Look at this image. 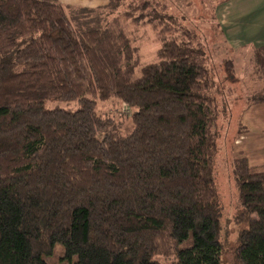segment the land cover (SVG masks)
I'll return each mask as SVG.
<instances>
[{
  "label": "trees",
  "instance_id": "obj_1",
  "mask_svg": "<svg viewBox=\"0 0 264 264\" xmlns=\"http://www.w3.org/2000/svg\"><path fill=\"white\" fill-rule=\"evenodd\" d=\"M120 1L77 10L105 21L80 29L58 0H0V264H49L56 245L69 264L220 262L218 90L204 44L166 0L108 19ZM135 12L161 41L143 64L119 24ZM253 58L264 67V45ZM110 98L130 109V133L96 112ZM232 173L246 223L235 261L264 264V162L233 158Z\"/></svg>",
  "mask_w": 264,
  "mask_h": 264
},
{
  "label": "rangeland",
  "instance_id": "obj_2",
  "mask_svg": "<svg viewBox=\"0 0 264 264\" xmlns=\"http://www.w3.org/2000/svg\"><path fill=\"white\" fill-rule=\"evenodd\" d=\"M135 1L121 0L118 8L108 15V19L128 10V5ZM58 2L64 7L67 15L72 17V23L77 28H92L97 24L105 23L96 18L95 12L77 14L75 12L81 9L96 10L106 5L108 0H58ZM166 2L171 13L182 17L183 22L199 34L218 90L215 92L218 106L215 128L218 134V150L214 157L213 180L218 201L220 241L223 246L219 264H237L234 258L237 235L240 230L246 228V223L238 218L242 210L232 173V159L247 157L251 165L262 163V161L256 162L253 158L257 157V153L251 154L250 159L244 146H249L255 149L254 152H258L264 145V135L260 134L264 130V105L250 104L251 97L264 90V67L259 68L255 65L254 42L245 43L238 49L228 46L222 36L221 27L213 16V0H166ZM137 15L139 12L121 18L119 24L133 46L138 48L140 62L143 64L154 60L161 41L157 30L152 29L149 24H142L141 20H132ZM252 22L249 18L242 19V22L236 25V29L240 30L243 28L242 25ZM55 105L75 108L76 103H47L48 107ZM95 110L98 114L109 117L122 134L131 132L130 109L118 99L97 100ZM254 116L256 122L248 124L247 117L254 118ZM240 123L246 126L247 131L236 135ZM247 132L253 135L248 136L246 141V137L242 138V136ZM234 135L236 136L231 146ZM44 258L49 264H69L60 245L55 246L52 256Z\"/></svg>",
  "mask_w": 264,
  "mask_h": 264
},
{
  "label": "crops",
  "instance_id": "obj_3",
  "mask_svg": "<svg viewBox=\"0 0 264 264\" xmlns=\"http://www.w3.org/2000/svg\"><path fill=\"white\" fill-rule=\"evenodd\" d=\"M214 14L213 16L221 27L222 36L228 46L238 49L245 43L254 42V49H256L264 45V30H261V28H264V0H228L217 4L214 7ZM245 18L252 19L253 22L247 25L244 24L242 29L237 30L236 25ZM255 105L262 106L264 103ZM246 122L248 124L255 123V116L254 118L247 117ZM260 134L264 135V130ZM252 135L251 132H247L242 138L246 137L247 141L248 136ZM244 148L250 159L251 154L257 153V157H253L256 162H264V158H262L264 157V145L259 148L258 152H254L255 149L253 150L249 146H244Z\"/></svg>",
  "mask_w": 264,
  "mask_h": 264
}]
</instances>
